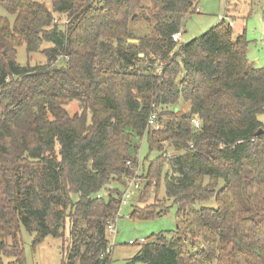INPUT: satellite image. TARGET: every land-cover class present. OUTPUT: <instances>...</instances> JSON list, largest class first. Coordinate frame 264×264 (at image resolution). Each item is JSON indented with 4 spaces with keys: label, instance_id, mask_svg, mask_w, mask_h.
Masks as SVG:
<instances>
[{
    "label": "trees",
    "instance_id": "1",
    "mask_svg": "<svg viewBox=\"0 0 264 264\" xmlns=\"http://www.w3.org/2000/svg\"><path fill=\"white\" fill-rule=\"evenodd\" d=\"M46 1L0 0V254L24 264L25 227L59 238L63 264H110L107 228L137 177L140 202L164 187L166 203L130 217L171 200L178 226L128 264H264V67L245 30L174 40L200 0Z\"/></svg>",
    "mask_w": 264,
    "mask_h": 264
},
{
    "label": "rangeland",
    "instance_id": "2",
    "mask_svg": "<svg viewBox=\"0 0 264 264\" xmlns=\"http://www.w3.org/2000/svg\"><path fill=\"white\" fill-rule=\"evenodd\" d=\"M51 7L50 0L46 1ZM59 23H65L66 19L59 17ZM223 22L233 24L237 30L246 32L249 40L248 56L258 67H264V0H200L197 11L186 18L183 26V37L181 42H188L193 38L200 36L209 30L212 26ZM145 26L140 27L144 30ZM18 61L27 64L30 59L23 44L18 49ZM33 64L45 63L46 58L40 53L32 55ZM187 105L182 104L181 108L186 110ZM260 121L264 122V114L259 115ZM168 156L177 152L168 151ZM157 153L148 154V145L146 137L140 142L139 157L141 163L154 159ZM139 175H143L141 169H138ZM171 172V171H170ZM165 189L161 188V194L158 200L148 199L146 203L139 201V193H136L128 206L122 207L115 221L116 233H108L112 256L110 264H128L131 258L139 251L142 245H130V240H139L141 238L150 239L155 235L163 233H172L177 229V206L167 200L170 206L169 211L161 216L151 219L131 218L130 214L133 205L135 207H144L151 203H166L164 199ZM208 203H197L200 207ZM21 240L24 248V264H63L61 253V240L54 236H47L41 241L34 243L36 234L30 233L25 227H21ZM17 261L15 257H9L0 254V264H12Z\"/></svg>",
    "mask_w": 264,
    "mask_h": 264
},
{
    "label": "built area",
    "instance_id": "3",
    "mask_svg": "<svg viewBox=\"0 0 264 264\" xmlns=\"http://www.w3.org/2000/svg\"><path fill=\"white\" fill-rule=\"evenodd\" d=\"M181 36H182V32H177L173 37H174V40L180 41ZM193 122L196 126L201 125V121L198 118H195ZM149 125L156 126L158 128V125L156 124V114L151 115L149 119ZM140 186H141V182H140V179L137 177L128 181V187L122 197L121 208L129 204V202L133 198V195H135V193L138 192V190L140 189ZM98 197H100V195H98ZM107 230H108V233H111L112 235L115 234L116 229H115L114 223H110L108 225ZM147 241L148 240L146 238H141L139 240H130L129 243L134 245V244H143V243H146Z\"/></svg>",
    "mask_w": 264,
    "mask_h": 264
},
{
    "label": "water",
    "instance_id": "4",
    "mask_svg": "<svg viewBox=\"0 0 264 264\" xmlns=\"http://www.w3.org/2000/svg\"><path fill=\"white\" fill-rule=\"evenodd\" d=\"M263 133V129H259L257 132H256V136L260 135Z\"/></svg>",
    "mask_w": 264,
    "mask_h": 264
},
{
    "label": "crops",
    "instance_id": "5",
    "mask_svg": "<svg viewBox=\"0 0 264 264\" xmlns=\"http://www.w3.org/2000/svg\"><path fill=\"white\" fill-rule=\"evenodd\" d=\"M233 25V24H232ZM234 27V26H233ZM234 29H235V31L237 32V33H240V30H237V28H235L234 27ZM182 37H183V33H182V36H181V39H180V41H182Z\"/></svg>",
    "mask_w": 264,
    "mask_h": 264
}]
</instances>
